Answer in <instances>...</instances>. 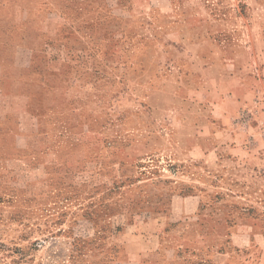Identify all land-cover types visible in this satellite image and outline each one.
I'll return each mask as SVG.
<instances>
[{
	"label": "rangeland",
	"instance_id": "374dc122",
	"mask_svg": "<svg viewBox=\"0 0 264 264\" xmlns=\"http://www.w3.org/2000/svg\"><path fill=\"white\" fill-rule=\"evenodd\" d=\"M61 1L45 116L7 105L0 264H114L146 230L162 264H264V0Z\"/></svg>",
	"mask_w": 264,
	"mask_h": 264
},
{
	"label": "crops",
	"instance_id": "0c3cea01",
	"mask_svg": "<svg viewBox=\"0 0 264 264\" xmlns=\"http://www.w3.org/2000/svg\"><path fill=\"white\" fill-rule=\"evenodd\" d=\"M65 4L61 0L55 5L53 0H0V134L4 132V135H0V155L10 153L13 161L27 162L28 157L23 154L24 149L18 146V141L8 134L7 129H10L9 122L14 117V111L8 109L7 105L21 103L23 111L32 114L34 120H41L45 116V107L42 110L31 108L30 103L34 104L37 97L28 83V74L43 71L39 68L40 63L43 65L39 58L47 57L44 50L47 53V47L53 45L54 40L60 41L62 34L68 32L69 22L73 20L69 18V6ZM53 8L58 10L66 22L58 29L60 36H53V32H48L41 26L43 19L54 14ZM34 81L36 83L32 84L33 87L40 84L39 81ZM18 127V131L22 133L18 134L19 138L25 136L23 134L27 128L24 122H19ZM34 151L31 154L36 153ZM28 153L30 154L29 151ZM7 159L10 160L9 157ZM48 183L53 184V180H48ZM148 222H151V219ZM124 235L135 238L134 235L128 234L127 230ZM154 235L155 231L143 232V249L138 248L129 255L131 242H124L125 256L122 254L114 264H162L160 258L156 257L159 255L160 244L152 246L149 243V238Z\"/></svg>",
	"mask_w": 264,
	"mask_h": 264
}]
</instances>
